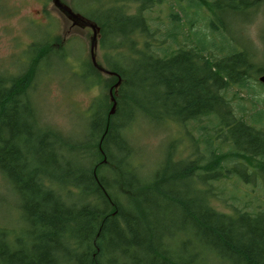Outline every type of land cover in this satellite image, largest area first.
Returning <instances> with one entry per match:
<instances>
[{
	"label": "trees",
	"instance_id": "obj_1",
	"mask_svg": "<svg viewBox=\"0 0 264 264\" xmlns=\"http://www.w3.org/2000/svg\"><path fill=\"white\" fill-rule=\"evenodd\" d=\"M134 1V15L102 0L71 4L98 25L101 46L116 49L135 39L133 33L144 35V49L135 52L130 41L131 54L120 52L106 67L120 77L114 111L109 114L104 96L94 98L79 139L38 122L29 96L32 70L0 73V176L19 198L27 232L24 239L0 227V264H264V208L237 207L228 215L208 203L209 187L221 176L264 186V108L246 122L225 94L230 87L247 94L256 85L264 88L257 79L264 64L232 40L218 45L223 35L208 41L198 30L192 33L196 47L175 49L178 14L170 12L173 26L157 35L143 15L157 0ZM258 2L187 0L180 10L192 28L198 19L188 17V9L206 8L213 16L210 32L220 34L217 12L253 10ZM83 67V79L100 73L90 61ZM154 105L181 122H209L199 126L202 157L178 163L165 151L152 171H142L126 131L138 113L160 123L162 115L143 109ZM214 137L228 144L230 165L221 164L222 152L214 153ZM71 188L78 192L75 201L66 197Z\"/></svg>",
	"mask_w": 264,
	"mask_h": 264
},
{
	"label": "rangeland",
	"instance_id": "obj_2",
	"mask_svg": "<svg viewBox=\"0 0 264 264\" xmlns=\"http://www.w3.org/2000/svg\"><path fill=\"white\" fill-rule=\"evenodd\" d=\"M41 1L0 0V73L6 76L23 73L29 75L32 70L33 81L29 86V96L38 114L36 117L38 122L77 140L82 135L83 124L88 114L87 108L94 98L104 96L107 110L110 109L112 102L109 100V88L115 79L102 73L93 75V81H89L88 76L83 79V66L89 67L90 61L88 53L90 30L71 28L69 32H64L69 25L68 22L58 11L50 9L51 0H44L46 17L42 16L43 13L39 11ZM64 1L70 6L73 2V0ZM102 2L105 6L109 4L120 6L127 14L134 15L138 12L134 0H102ZM186 3L187 0H157L152 7L143 12V15L148 25L158 35L165 28L169 29L173 26L168 14L170 12L178 14L177 22L179 21L181 28L176 33L177 42L173 44L175 49L196 47L192 33L198 30L204 33L206 38L208 37V41L209 38L213 40L217 39L218 35H223L217 42L218 45L227 44L232 40L231 44L238 49L246 50L255 63L264 64V0H259L253 10L217 12L213 19L216 27L221 31L220 34L210 32L207 21L213 16H210L204 7L197 9V13H194V7L188 9V17L194 15L198 19L193 22L191 28L180 10V7L186 6ZM253 24L256 25L255 39L250 35V26ZM131 36L135 39L128 38L116 49L108 48L106 43L101 46L98 42L97 61L105 67L113 61H119L120 52L125 55L130 53L132 43L130 41L135 42L133 48L137 45L135 52L144 49L142 41L144 35L137 36L136 32ZM149 42L153 43V40L149 39ZM209 52L207 53L210 57ZM225 94L234 112L239 115L238 109L241 110V117L246 122H249V115L255 109L264 108V88L259 85H256L255 90L249 94L238 91L235 87L228 88ZM151 108L154 110L150 111ZM143 109L162 115L163 120L153 125L143 114L138 113L132 121L133 124L127 127V140L138 150L137 158L135 157L134 160H142V171H152L156 166V160H159L165 151H168L171 158L178 163L183 160L199 159V155L202 157L205 154H202L205 133L199 126L209 125L207 120L181 122L175 115L164 116V111L159 105L143 106ZM138 117L140 120L134 122ZM214 143V153L222 152V157L227 156L221 164L230 165L234 158L228 153L230 152L228 144L220 143L216 138ZM227 177L221 176L210 185L213 195L209 196L208 203L211 207L228 215L234 214V208L237 207L245 208L244 210L259 206L264 208L262 184L244 186L242 180L239 179L240 183ZM51 186L57 190L55 183L51 182ZM71 189L69 191L64 189L69 192L66 197L75 201L78 192L76 189ZM246 195L255 196V201L251 202L253 199ZM18 202L19 198L14 190L0 176V227L7 228L11 236L18 235L25 239L27 232L16 208Z\"/></svg>",
	"mask_w": 264,
	"mask_h": 264
},
{
	"label": "water",
	"instance_id": "obj_3",
	"mask_svg": "<svg viewBox=\"0 0 264 264\" xmlns=\"http://www.w3.org/2000/svg\"><path fill=\"white\" fill-rule=\"evenodd\" d=\"M51 3L54 7L57 8V10L59 11L61 15H63L67 20L70 21L71 25L77 26L79 28H88L90 30L88 53H89L91 64L100 73L105 74V75H113L117 78L116 81L109 88V98L112 102L111 107L109 109V114H111L115 108V100H114L112 90L115 89L119 85L120 77L116 72L110 69H107L106 67H104L102 64H100L96 60V46H97V39L99 35L98 25L90 18L73 10L69 5L64 3L62 0H51ZM257 79L259 82L264 83V73L260 74L257 77Z\"/></svg>",
	"mask_w": 264,
	"mask_h": 264
},
{
	"label": "flooded vegetation",
	"instance_id": "obj_4",
	"mask_svg": "<svg viewBox=\"0 0 264 264\" xmlns=\"http://www.w3.org/2000/svg\"><path fill=\"white\" fill-rule=\"evenodd\" d=\"M64 3H66L64 0H62ZM45 1L44 0H42L41 1V5H40V7H39V11H40V13L42 14V16L44 15V17H46V11H45ZM67 5H69L68 3H66ZM70 6V5H69ZM71 7V6H70ZM72 8V7H71ZM50 9H55L56 11H58L57 10V8L56 7H54L53 5H52V7L50 8ZM52 11V10H51ZM59 12V11H58ZM62 17L66 20V22H68V27H67V29H65V31L64 32H69V30L71 29V28H79V27H77V26H73V25H71V23H70V21L69 20H67L63 15H62ZM35 22H37V21H35ZM51 22V21H50ZM40 23V22H39ZM42 23V22H41ZM79 29H82V28H79ZM83 29H88V28H83ZM98 39H99V36H98ZM89 60H90V58H89ZM97 60V59H96ZM98 62V61H97ZM110 76H112V75H110ZM114 93V92H113Z\"/></svg>",
	"mask_w": 264,
	"mask_h": 264
},
{
	"label": "clouds",
	"instance_id": "obj_5",
	"mask_svg": "<svg viewBox=\"0 0 264 264\" xmlns=\"http://www.w3.org/2000/svg\"><path fill=\"white\" fill-rule=\"evenodd\" d=\"M258 19H259V17H258ZM250 35H252V37L255 39V36H256V25L255 24L250 26Z\"/></svg>",
	"mask_w": 264,
	"mask_h": 264
}]
</instances>
